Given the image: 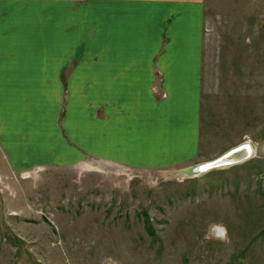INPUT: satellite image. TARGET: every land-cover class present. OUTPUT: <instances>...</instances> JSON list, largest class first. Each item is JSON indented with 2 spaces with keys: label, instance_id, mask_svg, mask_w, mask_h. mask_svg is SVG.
<instances>
[{
  "label": "rangeland",
  "instance_id": "rangeland-1",
  "mask_svg": "<svg viewBox=\"0 0 264 264\" xmlns=\"http://www.w3.org/2000/svg\"><path fill=\"white\" fill-rule=\"evenodd\" d=\"M256 3L254 21L206 12L197 114L172 107L158 145L163 155L185 139L191 158L133 168L85 153L60 166L0 168V264H264V7ZM58 30L67 74L96 62L102 0H0V35H13L16 56L37 43L53 60ZM58 84L56 125L70 137V83ZM40 100H26L25 125L42 118L35 104L50 107ZM103 109L93 115L103 120ZM94 130L89 144L100 154L102 125ZM241 146L247 159L198 171Z\"/></svg>",
  "mask_w": 264,
  "mask_h": 264
},
{
  "label": "crops",
  "instance_id": "crops-1",
  "mask_svg": "<svg viewBox=\"0 0 264 264\" xmlns=\"http://www.w3.org/2000/svg\"><path fill=\"white\" fill-rule=\"evenodd\" d=\"M256 4V0H102V31L97 35L101 57L79 62L75 70L71 66L68 74V51L60 30L53 60L37 43L16 56L13 35L9 31L0 35V168L60 166L78 162L85 153L133 168L157 166L161 156L163 163L191 158L196 150L185 139L176 140L179 146L165 148L163 155L158 145L159 136L168 134L164 124L172 122V107L181 115L197 114L206 12L213 9L216 16H225L219 20L254 21ZM58 83H70L65 121L70 137L60 135L56 125ZM28 98L51 101L45 109L35 104L42 118L30 117L36 121L32 127L23 123ZM101 104L103 120L93 115V108ZM43 119L50 125L42 124ZM98 124L103 128L100 154L89 144Z\"/></svg>",
  "mask_w": 264,
  "mask_h": 264
},
{
  "label": "bare ground",
  "instance_id": "bare-ground-1",
  "mask_svg": "<svg viewBox=\"0 0 264 264\" xmlns=\"http://www.w3.org/2000/svg\"><path fill=\"white\" fill-rule=\"evenodd\" d=\"M251 150L248 146L246 147H239L237 148L235 151L229 153L227 156H225L224 158L220 159L219 161H216L213 165L212 164H206V165H202L198 168L199 172H205L207 170L213 167H218V166H226L229 164H233L237 161H241L243 159H247L250 154H251Z\"/></svg>",
  "mask_w": 264,
  "mask_h": 264
},
{
  "label": "water",
  "instance_id": "water-1",
  "mask_svg": "<svg viewBox=\"0 0 264 264\" xmlns=\"http://www.w3.org/2000/svg\"><path fill=\"white\" fill-rule=\"evenodd\" d=\"M236 149H237V148H236ZM236 149L229 151L228 153H226L225 155H223L222 157H220L219 159H217V160H215V161H213V162L215 163L216 161H219L220 159L224 158L225 156H227L229 153L235 151ZM214 163L211 162V163H208V164H212V165H213ZM210 168H211V167H210Z\"/></svg>",
  "mask_w": 264,
  "mask_h": 264
}]
</instances>
